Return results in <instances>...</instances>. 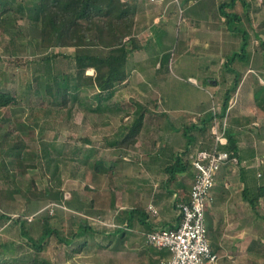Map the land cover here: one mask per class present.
<instances>
[{
	"label": "rangeland",
	"instance_id": "rangeland-1",
	"mask_svg": "<svg viewBox=\"0 0 264 264\" xmlns=\"http://www.w3.org/2000/svg\"><path fill=\"white\" fill-rule=\"evenodd\" d=\"M37 1L8 0V5L13 10H10L4 17L14 18L16 15L18 24L24 28L22 35L28 31L26 27L35 15L32 8ZM143 1L152 4L149 0ZM179 1L182 0H175L177 6L181 4ZM211 1L184 0L183 5L189 6L185 14L186 18H194L197 11L205 14ZM225 1L230 0H218L219 4ZM252 1L259 3V0ZM155 2L154 5H159L158 0ZM261 2L264 6V0ZM257 6L255 4L251 7ZM247 8L249 5H246L243 0H237L235 5L226 3L227 12L244 14L243 21L232 17L233 19L227 23L214 22L206 20L203 16L197 17L199 20L193 22L192 26H188L186 18L182 20L178 11L174 18L168 22L163 21L159 25L167 30L166 38H169L173 55L169 75L171 84L166 86L164 92L160 87L162 95L179 91L194 96L201 94L208 98L206 91L200 90L193 83L192 77L200 85L206 84V81L212 77L221 83L218 102L223 103L225 91L231 86V84L224 83L227 81V76L230 77L228 69L231 66L224 65V61L235 52L241 51L240 31L249 30L251 34L249 42L255 46H251V49L257 52H252L251 58L254 73H248L247 68L241 67L242 65L237 66V69L241 73L247 72L251 78H258L257 75H261L256 68V62L260 58L262 45L259 46V43H256L254 30L264 28V17L260 20L257 15L254 16V20L248 18ZM15 33L14 28L6 29L2 24L0 25V90L13 93L19 100L17 105L0 109V215L5 214L14 221L19 217L23 220L27 219L29 231L35 239L41 235V220L50 216V223L61 228L63 237L70 243L57 246L55 238L51 236L48 238L49 245L41 254H38L36 249L29 245L28 240L21 237L20 223L10 222L3 218L0 220V264H5L4 262H7L6 264H108L109 262L104 259H99L100 255L94 253L93 248L84 253L74 252L72 249L85 239L105 241L99 235H89V232L82 235L76 234L79 224L84 221L91 224L97 232L115 229L112 225V229L106 226H109V223L113 224V218L117 214L112 208L103 207L100 202L98 204L101 198L94 195L92 190L102 187L97 185L99 175L95 173L97 172L95 170L96 160L99 158L106 160L109 154L110 157L112 156L111 160L118 157V151L114 145L105 144L102 141L105 134L102 130L105 129V124L108 129L111 128L112 132L117 126L112 118L107 119L111 123L105 122L100 117V113L94 116L86 114L88 112L86 104H96L92 97L93 94L86 98L91 93L83 94L82 92L78 101H72L71 98L67 107L61 105L60 99L54 100L51 95L44 96L41 82L38 80L40 72L35 70L38 68L37 63L44 54V50L37 47L36 41L21 40L19 35V37L15 36ZM13 36H15L14 39H12ZM53 51L69 55L72 54L73 49L57 48ZM216 59H219L218 63L215 68L211 69L210 61L214 62ZM72 65L69 59L62 56L55 62L56 71L71 70ZM261 76L264 77V73ZM117 91L119 94L124 93L122 95L125 98L120 100L122 104L120 113L132 111L137 101H134L136 97L129 100L132 94L130 82L120 85ZM138 102L152 107L150 101L140 98ZM69 109L71 112H68ZM100 118L104 126L101 125ZM147 119L149 122L151 118ZM23 124L29 126V132L18 128V125ZM119 129L123 128L120 126ZM121 131L119 134L122 133ZM18 137L27 142V147L22 150L20 157L10 156L6 153L10 145L7 142L16 141ZM150 146L147 144L132 145L131 152L135 156L132 176L138 175L144 169L148 160L146 149ZM47 152L51 153L49 164L45 157ZM2 160L5 162L4 165H2ZM235 165L237 168L233 175L236 176L235 179H238L240 165L238 163ZM257 168L261 169L264 175V162ZM225 180V175L220 176L216 183V191L224 190ZM103 182L108 189L107 192L110 190L108 194L113 192L115 182L107 177ZM136 183V186H144L141 181ZM144 187L147 191L149 190L148 186ZM59 192L62 193L61 198L58 196ZM260 203V213L264 216V198ZM115 204L118 205L119 200L116 199L113 206ZM207 216L212 223V231L209 230L210 242L216 244V251L219 255L216 264H264V241L262 245H259L258 239H250L245 234H234L237 225H232L223 230V233H226L224 240L218 244V228L215 225L220 219V213L214 202L208 206ZM107 219L109 222L106 221ZM259 227L261 229L258 227L254 230L253 228L247 229L245 233L248 235L260 230L264 231L263 220Z\"/></svg>",
	"mask_w": 264,
	"mask_h": 264
},
{
	"label": "crops",
	"instance_id": "crops-1",
	"mask_svg": "<svg viewBox=\"0 0 264 264\" xmlns=\"http://www.w3.org/2000/svg\"><path fill=\"white\" fill-rule=\"evenodd\" d=\"M155 1L149 0L152 4H147L143 0H130L137 11L135 33L140 39L143 48L135 51L130 56L127 63L129 76L121 84L125 85L130 82L132 94H130L129 100L136 97V100H134L137 101L136 107L139 103H142L138 102L140 98L152 102V107L145 105L148 110H146L144 125L138 136L137 143L134 144V146L137 144L151 145L146 149L148 160L141 173L132 176V168L135 165V156L131 152L133 149L132 145L128 149L114 145L118 151V157L111 160L112 156L110 157L109 154L106 160L99 158L102 161V166L95 172L99 175L97 185L98 187L102 186L92 190L94 195L101 198L98 204L100 202L103 207L112 208L113 212L117 214L113 218V224L109 223V226L106 227L111 228L112 225L115 228L120 225L122 227L119 228H123V230L96 231L97 233L94 235L103 237L105 241L90 240L81 252L84 253L86 250L93 248L94 253L100 255L99 259H104V261L109 262L108 264H161V261L169 255L167 251L157 249L150 244L147 235L153 230L177 227L180 223L179 205L181 202H176L182 198H188L194 178V169L190 166L187 171L178 173L170 181L166 168L183 151H186V158L189 159V155L196 148H201V145L208 144L204 140L205 136L200 134L199 129L203 127L204 119L208 120L211 115L209 109L213 103L216 104L218 111L223 106V103L220 104L218 102L221 83L218 79L212 77L204 85L197 84V80L192 77L193 83L200 90L206 91L208 98L201 94L194 96L179 91L162 95L166 86L171 84L169 75L173 55L170 50L169 38H166L167 30L159 25L163 21L168 22L171 18H174L178 11L182 20L185 19L189 6L183 5L184 0L179 1L181 3L180 6H177L175 0H158L159 5L157 6L154 5ZM212 1L209 4V9L206 8L205 14L202 11H197L194 18L185 19L188 26H192L193 22L197 21V17L203 16L206 20L214 22L224 21V23H227L226 17L220 12L219 5L222 3L219 4L218 0ZM223 3H226V1ZM227 3L232 4L233 2L230 0ZM262 3L261 0H259V3L247 0L246 5H249V8H247L248 18L254 20V16L257 15L258 20H260L264 17V6ZM255 4L258 6L252 8L251 6ZM179 7L182 9L180 10ZM235 13H238L242 17L241 21H243L244 14L241 12ZM246 32L249 36L251 35L249 30ZM235 35L239 36L238 34ZM254 36L256 43L258 42L259 46H261V42H264V28L254 30ZM239 37L242 39L241 35ZM251 46L255 47L250 42L247 50L251 54L252 52H257L252 50ZM210 59L212 60L213 58ZM218 60L216 59L214 62L209 60L211 69L215 68ZM224 65H227L226 61H224ZM237 66L245 67L248 70L247 72L251 73L254 65L252 66V61L249 64L235 62L228 69L230 77L228 75L227 81H223L226 84H231L227 88L228 90L234 84L235 73H240L239 85L235 93H233L228 106V132L236 140L238 146V153L235 155L237 162L232 161L225 164L218 173L216 183L220 176L225 175L226 186L224 190L218 192L216 191L217 184L215 183L211 202L215 203V207L218 208L220 213V219L215 225L218 228V244L224 240L226 233H223V230L232 227V225H237L234 234H245L250 239H258L257 243L262 245L264 231H261L259 226L260 222L264 221V216L260 213V201L264 196L259 197L256 207H253L245 198L246 193L244 191H249L255 196L260 192L258 187L264 185V182H262L264 180L263 172L257 168L264 162V77L261 76L264 73V46H262L260 58L256 62V68L261 73V75H257L258 78H251L247 72H244L245 74L242 72V74L237 69ZM88 73L93 74L94 69L90 68ZM118 87L120 85L117 86V90ZM160 87L163 88V92H160ZM83 90V94L91 93L86 98L93 94L90 88H84ZM117 90L103 101V105L98 111H91L87 105L85 106L88 111L87 115L94 116V114L100 113V117L105 122L111 123V121H107L108 118L114 120L117 128L112 132L111 128L108 129L106 124L105 126L103 125V120L100 118L101 125L105 128L102 130V132H105L104 138H102L105 144L113 145L121 136L119 134L120 130L124 132L125 126L135 116L136 107L132 111L124 114L120 113L122 105L120 100L125 98L122 95L124 93L120 92L121 94H119ZM112 102H118L119 105H114L111 108L109 105ZM142 104L144 105L145 103ZM149 117L151 119L148 122L147 118ZM120 126L123 129H119ZM101 128L103 129V127ZM110 134L113 135L109 136ZM236 163L240 165L238 179H235L236 176L233 175L237 168ZM105 177L115 182L114 190L110 194H108L110 190L107 192L108 189L103 185ZM137 181H141L142 185L148 186L149 190L147 191L141 185L136 186ZM116 199L117 201L119 200L120 205L115 204L113 206V202H116ZM150 207H153L152 209L156 210L157 213H154ZM135 209L143 210L135 212L130 221L128 219L129 211L132 212ZM106 221L109 222L108 219ZM257 227L260 228V231L248 235L245 233V230H250L251 228L254 230ZM221 234H223L222 237H220Z\"/></svg>",
	"mask_w": 264,
	"mask_h": 264
},
{
	"label": "trees",
	"instance_id": "trees-1",
	"mask_svg": "<svg viewBox=\"0 0 264 264\" xmlns=\"http://www.w3.org/2000/svg\"><path fill=\"white\" fill-rule=\"evenodd\" d=\"M236 1L232 0V4L235 5ZM243 1L245 4L247 3V0ZM226 3L220 5V12L226 17V22L231 21L232 17L241 21L242 17L238 13L226 11ZM7 5L8 0H0V25L2 24L6 29L9 27L14 28L16 31L15 36L19 35V39L36 41L37 47L44 50V54L37 63L38 68H35L37 72H40L38 80L41 82L44 96L51 95L54 100L60 99L61 105L65 107L68 106L71 98L73 101H78L84 88H90L93 91L92 97L96 104L89 103L86 105L91 111H98L103 105V101L113 94L117 90V86L128 78L127 63L130 56L135 51L143 48L140 39L135 33L137 11L130 0H38L32 8L35 15L26 27L27 33L23 35L21 32L22 30L24 31V28L18 24L16 15H14V18L4 17L10 10H13L11 6ZM240 32L242 36L241 51L235 52L226 60L227 65H232L235 62L249 64L251 61L252 54L247 50L250 36L246 31ZM261 44L264 46V42H261ZM57 48H71L73 52L69 55L61 54L62 52H54L53 50ZM61 56L73 63L71 70L56 71L55 62ZM90 68L94 69L93 74L88 73ZM235 74L234 84L227 90L222 109L218 111L219 118L225 117L229 101L239 85L240 73L236 72ZM18 101V98L13 93L0 90V109L17 105ZM114 105H119V103L112 102L109 106L113 108ZM145 105L142 103L137 105L133 120L125 126L124 132L120 134L121 136L113 145L128 149L131 145L137 143L138 136L144 125L146 110H148ZM68 112H71V110L69 109ZM203 124L199 131L200 134L205 136L204 140L208 144L201 145L200 149H211L213 137L210 131L213 125V115H210L208 120L204 119ZM18 128L29 132V126L24 124L18 125ZM208 129L210 130L209 132ZM228 136L229 145L227 150L232 151V156H235L238 153L236 140L229 132ZM7 144L10 145L6 153L14 157H20L22 150L27 147V142L19 139V137L18 140L7 142ZM50 154L49 152L45 154L48 164L51 161ZM4 164L5 162L2 160V165ZM101 166L102 161L97 159L95 170L98 171ZM190 166L191 163L186 158V151H183L171 165L167 166L168 179L170 181L173 180L178 173L187 171ZM258 188L260 192L255 196L249 191H244L246 193L245 198L253 207H256L259 197L264 196V185ZM58 196L61 198L62 193L59 192ZM189 196L187 199L182 198L176 203L188 201ZM142 210L129 211L128 219L131 221L133 214ZM3 218L10 222L14 221L5 214L0 215V220ZM27 222V219L23 220L21 217L14 221V223H20L21 237L27 239L29 245L34 247L38 254H41L49 245L48 238L51 236L55 238L57 246L70 243L63 237L61 228L50 223V216L41 220L42 231L38 239L31 235ZM119 227L122 226L118 225L115 230L122 231L123 228ZM207 227L212 231V223L208 220V216ZM87 232L92 236L97 233L91 224L89 225L84 221L79 224V230L75 233L82 235ZM89 241L83 240L82 243H79L72 250L81 252ZM211 247L214 252H217V246L214 242L211 243ZM4 263L6 264L7 262Z\"/></svg>",
	"mask_w": 264,
	"mask_h": 264
},
{
	"label": "built area",
	"instance_id": "built-area-1",
	"mask_svg": "<svg viewBox=\"0 0 264 264\" xmlns=\"http://www.w3.org/2000/svg\"><path fill=\"white\" fill-rule=\"evenodd\" d=\"M209 111L213 115L212 148H196L189 155L194 178L189 200L179 205L180 223L177 227L153 230L147 235L150 244L169 253L161 264H216L219 259L218 253L212 250L210 243L207 209L218 173L225 164L237 162V157L232 156L233 152L227 150L229 108L223 118L218 117L215 103ZM152 210L157 213L156 210Z\"/></svg>",
	"mask_w": 264,
	"mask_h": 264
}]
</instances>
